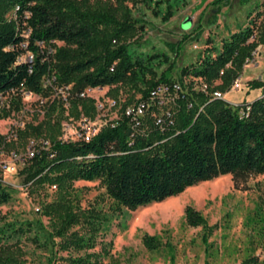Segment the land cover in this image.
<instances>
[{
  "label": "trees",
  "instance_id": "1",
  "mask_svg": "<svg viewBox=\"0 0 264 264\" xmlns=\"http://www.w3.org/2000/svg\"><path fill=\"white\" fill-rule=\"evenodd\" d=\"M150 1L0 0V93L12 88L18 92L22 87L47 97L40 117L36 114L15 129L14 138L0 135V144L4 150L23 149L32 141L35 154L24 159L19 171L24 174V186L30 193L55 187V197L42 202L37 211L46 218V225L39 218L0 221V264H29V247L45 253L44 264H100L92 253L79 254L94 246L100 224L91 218L86 232L73 229L79 222V214L71 207L74 181L98 180L108 197L133 209L160 203L219 175L264 173V102L255 98L232 105L212 95L225 92L240 75L251 51L264 44V0L255 12L257 25L251 15L243 27L221 41L213 56L202 54L177 70L163 52L142 56L134 49L129 51L136 33L146 26L141 7L140 15H134L131 6ZM173 15L166 4L162 21ZM187 35L168 44L175 51ZM26 51L30 58L21 59ZM176 72L173 80L170 75ZM186 76L198 80L199 86L193 88L191 81L183 84ZM172 83L181 91L169 111L170 124L162 128L154 124L155 105L145 107L135 126L123 114L135 94L140 96L135 103L145 101L156 85L170 87ZM121 86L129 96L120 103L115 120L100 125L88 141L60 138L62 120L95 116L94 100L84 94L86 88L107 87L116 98ZM248 88H264V82L252 79ZM14 104L16 109L17 102ZM9 198V190L0 180V205ZM261 205L264 211V196ZM183 218L186 225L200 227L206 256L213 227L190 205L184 207ZM141 244L154 250L159 241L143 234ZM62 252L65 254L60 255ZM235 264H264V260L250 254Z\"/></svg>",
  "mask_w": 264,
  "mask_h": 264
},
{
  "label": "rangeland",
  "instance_id": "2",
  "mask_svg": "<svg viewBox=\"0 0 264 264\" xmlns=\"http://www.w3.org/2000/svg\"><path fill=\"white\" fill-rule=\"evenodd\" d=\"M185 1L187 3L182 4V0H151L147 4L149 7H146V3L131 6L134 15H140L141 7L146 26L141 30L142 33L139 31L136 33V39L130 43L129 51L134 49L142 56L163 52L169 62H173L174 70L201 57L200 50L192 48L191 38L181 42L175 51L168 44L175 43L180 39V31L184 32L188 28L183 20L187 15H191L193 7L188 5L191 0ZM259 3L260 0H239V2L229 0L226 4L229 8L219 15L221 23H226V26L231 24L230 28L238 29L243 27L252 15L257 25L259 18L255 16V12L259 9ZM166 4L174 13L169 19L175 20L162 21L161 13ZM151 7L158 12L154 13ZM210 7L213 6L207 5L205 10L207 17L210 15ZM180 20L178 28L176 22ZM212 24L209 20L208 26ZM56 44L60 43L56 42ZM20 58L27 60L30 54L26 51ZM154 61L152 60L153 63ZM263 67L264 44L259 46L254 61L242 67L239 88L233 89V85H230L222 93V99L232 105H241L257 98L264 88L249 89L248 83L252 79L264 82ZM177 73H171L173 80ZM189 81L193 88L199 86V82L195 83L198 81L196 79L193 80L189 76L182 78L183 84ZM44 82L45 85L49 83L47 79ZM57 92L64 96L63 91ZM113 94L114 91L108 90L107 87L85 91V95L94 100L96 114L90 121L96 127L119 116L120 103L129 96V91L121 86L117 88L116 98ZM177 95L174 92L165 95L164 104L161 107L155 106L157 112L152 113L153 117L165 110L172 111ZM139 97L135 94L130 105ZM46 99L47 97L33 93L25 96L19 92L10 96L5 108L0 111V115L3 112L7 113L6 116L0 117V135L8 136L13 124L20 121L23 124L30 122L36 114L39 118ZM15 102H17L16 109L13 107ZM148 104L154 105L152 102ZM78 124L79 118L62 120L60 138L72 140ZM17 128L18 126L14 125L11 130L14 132ZM26 146L23 149L17 148L18 150L15 147L8 148L3 154L0 153V161L5 164L10 160L8 154L14 151L13 149H16L15 153L22 159L8 163L13 169L1 172L3 184L9 190L10 198L0 205V221L39 218L46 225V218L40 216L34 209L39 208L42 202L52 200L55 191L54 188L44 186L30 193L24 186V174L19 171L25 164L23 155ZM263 196L264 173L219 175L187 187L175 197L171 196L160 203L151 202L133 209L123 207L108 197L98 180L74 181L70 190L71 207L79 214V222L73 229L80 233L86 232L87 222L91 218L99 221L100 224L94 234V246L79 254L92 253V258L97 259L100 264H235L250 254L264 260V211L261 205ZM186 205L197 210L206 219L207 224L213 227L207 238L209 246L206 256L200 241L202 233L200 227H190L184 222L183 209ZM143 234L154 235L159 241V246L154 250L145 249L141 244ZM28 251L26 258L29 264H44L43 251L38 249L32 251L30 247ZM64 254V252L60 253V255ZM57 264L64 263L57 262Z\"/></svg>",
  "mask_w": 264,
  "mask_h": 264
},
{
  "label": "built area",
  "instance_id": "3",
  "mask_svg": "<svg viewBox=\"0 0 264 264\" xmlns=\"http://www.w3.org/2000/svg\"><path fill=\"white\" fill-rule=\"evenodd\" d=\"M258 48H259V46H256L254 48V50L251 51V56L247 57L244 60L243 67L247 66L248 64H250L251 62L254 61V58L257 55ZM231 85H233V89L239 88L240 75L232 81ZM200 89L203 91L205 89V85H202ZM86 90H92V88H86L85 91ZM180 91H181L180 87L177 83H172L170 87L166 84H158L153 89H151L149 91V95H148L149 101H147V102L146 101H138L137 103H134L132 105L129 104L126 107H124L123 114L125 116H130V118L133 121L134 126L138 125L139 124V118L142 116L145 107L147 105H149L148 102H152V103H154L155 106L161 107L165 102V95L169 94L170 92L179 93ZM18 92H21L25 96H28L30 94V92L22 90V87L18 88ZM18 92H17V89L12 88V89H9L7 91L0 93V111L3 108H5L6 102H7V100H9V97L12 96L13 94L18 93ZM80 95H83V93H81ZM212 95L215 98H222V93L218 92V91H214L212 93ZM257 98H260L264 102V90H262L259 93ZM244 108L246 110L248 108L247 105H245ZM239 114L243 115L244 111L240 110ZM170 123H171V118H170V112L168 110H165V111L161 112L159 115L154 116V124L157 125L159 128H162L163 126L170 124ZM22 124L23 123H21V121L17 124H13L11 129L14 128V125L18 126V128H19L22 126ZM11 129H10V133L8 134V136H6V139L14 138V132ZM97 130H98V127H96L94 125V123H92L89 119H86L85 117H80L78 129L75 132V136L73 137L72 140L81 139L83 141H88L97 132ZM61 139L66 140L63 138H61ZM41 144H46V142H43ZM35 151H36V149H35L34 143L32 141H29L27 146H26V149H25V152L23 155V159H29V158L33 157L35 154ZM3 152H4V149L2 148V144H0V153L3 154ZM8 157L10 160L7 162V164L0 161V180L2 181V183H4V179L1 176V172L9 170V169H13L11 166L8 165V163H11V162L13 163L14 161H21L22 160L15 153V151L9 152ZM50 187L55 188L54 185H51ZM34 210L38 211V208L35 207Z\"/></svg>",
  "mask_w": 264,
  "mask_h": 264
},
{
  "label": "crops",
  "instance_id": "4",
  "mask_svg": "<svg viewBox=\"0 0 264 264\" xmlns=\"http://www.w3.org/2000/svg\"><path fill=\"white\" fill-rule=\"evenodd\" d=\"M228 1L229 0H191L188 3V5H192L193 7V12L191 13V15H187L191 20L190 26L186 29V31H180L179 34L187 35L188 33H190L189 35H187L186 39H192V48L200 50L201 55L209 54L213 56L214 51H217L219 49L221 41L224 38H227L231 33L238 30L237 28H230L231 24L226 26V23H221L219 15L229 8V6L226 5ZM214 2L216 3L213 4ZM237 2H239V0H237ZM207 5L213 6L210 7L211 10L209 17H207V15L205 14ZM181 20L179 22H176L178 28L180 26ZM209 20L211 21V23H213L210 26H208ZM198 31H200L199 34Z\"/></svg>",
  "mask_w": 264,
  "mask_h": 264
},
{
  "label": "water",
  "instance_id": "5",
  "mask_svg": "<svg viewBox=\"0 0 264 264\" xmlns=\"http://www.w3.org/2000/svg\"><path fill=\"white\" fill-rule=\"evenodd\" d=\"M183 22L185 23V26L189 27L190 26V17L189 16H186L183 20Z\"/></svg>",
  "mask_w": 264,
  "mask_h": 264
}]
</instances>
